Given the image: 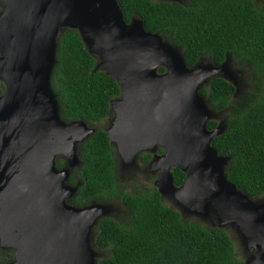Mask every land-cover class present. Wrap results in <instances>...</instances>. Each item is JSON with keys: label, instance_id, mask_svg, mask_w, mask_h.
<instances>
[{"label": "water", "instance_id": "obj_1", "mask_svg": "<svg viewBox=\"0 0 264 264\" xmlns=\"http://www.w3.org/2000/svg\"><path fill=\"white\" fill-rule=\"evenodd\" d=\"M67 29L78 32L95 58L93 70L119 86L104 127L117 169L130 170L150 153L161 199L170 196L180 214L230 226L243 264H264V197L227 180L228 157L211 143L226 123L207 128L212 110L199 92L214 77L236 90L230 56L220 64H202L201 56L188 66L181 46L146 30L138 16L126 21L118 0H0L6 86L0 95V248L13 252L7 264H98L93 229L111 216L108 204L68 203L78 186L69 183L70 172L82 163L78 143L94 128L82 119L64 121L51 86L59 35ZM59 155L67 161L62 168L55 164ZM173 167L185 173L180 185Z\"/></svg>", "mask_w": 264, "mask_h": 264}, {"label": "trees", "instance_id": "obj_2", "mask_svg": "<svg viewBox=\"0 0 264 264\" xmlns=\"http://www.w3.org/2000/svg\"><path fill=\"white\" fill-rule=\"evenodd\" d=\"M124 18L138 16L150 32H160L181 46L185 62L194 65L202 55L220 64L228 54L247 63L253 75L252 99L226 119L212 146L228 157L227 180L244 193L264 194V0H185L184 3L153 0H118ZM95 58L88 53L77 31L59 35L51 86L66 121H103L109 102L120 94L116 80L93 70ZM159 72L164 67H159ZM216 110L232 101L235 86L214 77L200 90ZM211 119L207 128L216 127ZM162 152V148L158 150ZM81 166L69 181L80 182L75 203L118 200L126 209L122 218L99 219L96 247L109 254L98 264H243L226 230L209 227L199 220H184L165 204L154 185L124 191L118 184L116 160L103 127L79 145ZM150 153L140 155L147 163ZM57 165H61L57 160ZM174 183L185 173L172 168Z\"/></svg>", "mask_w": 264, "mask_h": 264}, {"label": "rangeland", "instance_id": "obj_3", "mask_svg": "<svg viewBox=\"0 0 264 264\" xmlns=\"http://www.w3.org/2000/svg\"><path fill=\"white\" fill-rule=\"evenodd\" d=\"M153 1H160V0H153ZM253 1H255L256 3H259L261 0H253ZM180 2L184 3L185 0H180ZM160 35L162 36L164 41L168 43H172L171 38L164 36L161 33ZM229 58L230 59H229L228 67L230 71H232L233 79L236 82V90L233 95V99L231 103L222 110H216L211 105L208 106L212 110L211 118L216 120L217 123H221V124L225 123L226 119L231 115V113L236 108H240L241 106H243L244 103L250 101L252 99L253 92L255 91L254 83H253L254 77L252 73L250 72V66L247 63L236 62L233 58H231V56ZM210 62L212 61L207 55H202L201 57L202 64H208ZM108 122H109V118L99 123H95L94 126H99V127L104 128V127H107ZM73 170L74 172H76L78 169L77 167H75L73 168ZM129 171L126 170L125 172L122 171L120 175L117 174L118 184L124 191L131 192L136 188H141L147 185H154L155 180L158 178V172H154L150 170V167H148V163H145V164L141 163L139 158L137 159L134 167H131ZM126 172L130 175V177L126 175L127 174ZM69 183L71 185H75V183L72 184L70 181ZM76 194H77V191L70 198L68 203L75 205V206H83L91 202H95L97 204H108L109 214L111 215V217L116 218V219L122 218L125 215V213H127L126 209L122 206L121 202H119L118 200L114 199L112 201H105L106 203H102L101 201H98V200L91 201V202L75 203L73 199L76 197ZM263 195H260L259 199L263 198L264 197ZM162 201L171 207L176 206L174 202L172 201V198L168 195H164ZM180 216L184 220H199L201 223H203L206 226L217 227L216 223L213 220L202 221L200 219H197L196 216L193 214L182 212ZM224 230H226V232L231 237L233 243L235 244L236 246L235 248L236 250H238V256L240 257L242 261H244L245 257H244L243 247L237 240L234 229L229 226V227H226V229ZM96 233H97V229L95 227L93 229V237H95ZM96 250L99 253V258H102L109 254L107 250L102 252V254H100L101 249L98 247L96 248ZM9 254H11L10 251L0 248V264H7L11 260V258L9 257Z\"/></svg>", "mask_w": 264, "mask_h": 264}, {"label": "flooded vegetation", "instance_id": "obj_4", "mask_svg": "<svg viewBox=\"0 0 264 264\" xmlns=\"http://www.w3.org/2000/svg\"><path fill=\"white\" fill-rule=\"evenodd\" d=\"M5 88H6V86H5V83H4V81H3V79L2 78H0V95H2L4 92H5ZM61 116V115H60ZM62 118V117H61ZM108 117H107V115H106V118L105 119H107ZM63 119V118H62ZM104 119V120H105ZM64 120V119H63ZM64 121H66V120H64ZM66 122H69V121H66ZM90 126L92 127V128H94V131L96 130V128H99V126H94V124H90ZM104 129V128H103ZM94 133V132H93ZM93 133L92 134H90L89 135V137L90 136H92L93 135ZM88 137V138H89ZM87 138V139H88ZM86 140V139H85ZM85 140H83L82 142H79L78 144L80 145L81 143H83ZM79 145H78V154H79ZM112 149H113V147H112ZM113 155H114V157H115V160H117V158H116V155H115V153H114V149H113ZM80 157V156H79ZM140 159V158H139ZM57 160H60V162H61V165H57ZM55 164H56V166L58 167V168H62V167H64V166H66V164H67V161H66V159L63 157V156H57L56 157V159H55ZM80 166H81V164H80ZM79 166V167H80ZM79 167H77V169H79ZM116 169H117V161H116ZM127 171H129V170H127ZM74 172V170L72 169L71 170V172H70V175L72 174ZM123 172H125V171H123ZM130 172V171H129ZM120 173H122V171H121V169H117V174H119L120 175ZM127 173V172H126ZM128 177H130V175L127 173L126 174ZM69 178H70V176H69ZM76 184H78V186L80 185V182L78 181V182H76L75 183V185ZM78 186H77V189H78ZM77 191V190H76ZM92 201H95V200H92ZM98 201H100V200H98ZM91 202V201H90ZM102 203H106L105 201H101ZM7 251H10L11 252V254H9V257L10 258H12V256H13V252L11 251V250H7ZM104 251H106V250H104V249H101V253L100 254H102V252H104ZM105 257V256H104ZM100 259V258H99Z\"/></svg>", "mask_w": 264, "mask_h": 264}]
</instances>
